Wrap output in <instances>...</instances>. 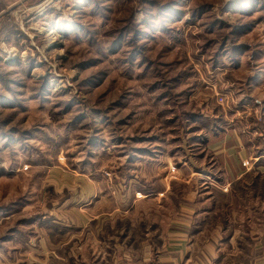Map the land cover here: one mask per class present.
Masks as SVG:
<instances>
[{"label": "rangeland", "instance_id": "1", "mask_svg": "<svg viewBox=\"0 0 264 264\" xmlns=\"http://www.w3.org/2000/svg\"><path fill=\"white\" fill-rule=\"evenodd\" d=\"M76 1L30 18L38 2L0 0V263L43 210L74 200L60 182L76 173L105 201L140 185L171 182L164 200L194 189L212 216L238 215L243 244L264 224V0Z\"/></svg>", "mask_w": 264, "mask_h": 264}, {"label": "crops", "instance_id": "2", "mask_svg": "<svg viewBox=\"0 0 264 264\" xmlns=\"http://www.w3.org/2000/svg\"><path fill=\"white\" fill-rule=\"evenodd\" d=\"M229 141L218 145L235 146ZM230 152L219 153L227 161ZM60 184L75 185L74 200L58 207L61 214L43 210L33 223L37 234L28 236L23 249L4 248L7 259L0 264H264V219L239 244L238 215L212 216L211 204L196 201L194 189L185 192V201L164 200L179 191L171 182L140 185L137 198L105 201L99 183L85 174Z\"/></svg>", "mask_w": 264, "mask_h": 264}, {"label": "trees", "instance_id": "3", "mask_svg": "<svg viewBox=\"0 0 264 264\" xmlns=\"http://www.w3.org/2000/svg\"><path fill=\"white\" fill-rule=\"evenodd\" d=\"M83 27L84 26H82L81 28L85 29ZM131 28H133L135 33H136V31H138V29L135 28L134 26H132ZM123 33H124L123 30L118 33L117 37H119V38L114 40L116 44H119ZM241 103L243 104V101ZM221 113H223V112H221ZM187 115H189V118H191L192 121L197 123L198 127L197 126L194 127L196 129H199V126L201 124H204V123L208 122L207 120H205L206 118H204V116H202V113H200V112L193 111L191 113H188ZM208 117H210V116H208ZM209 120H210L209 122H211L212 130H214L215 133H218L219 130L222 129V127L219 124L223 123V121H224L223 118H220L219 115H218V116H215V117L214 116L210 117ZM224 124H226V123H224ZM226 125H225V127H226ZM195 137L198 138L199 142H201V143H205L206 142V138H204V136L202 134H200V133L197 134V135L194 134L192 138H195ZM256 153H258L259 155H264V148H262V149L257 148V152Z\"/></svg>", "mask_w": 264, "mask_h": 264}, {"label": "built area", "instance_id": "4", "mask_svg": "<svg viewBox=\"0 0 264 264\" xmlns=\"http://www.w3.org/2000/svg\"><path fill=\"white\" fill-rule=\"evenodd\" d=\"M54 3V0H41L35 5L29 7L27 14H31L30 18H33L36 15L44 14V12L50 9V4ZM4 12L3 9H0V15ZM69 23L66 24L68 26ZM51 43V42H50ZM224 96L219 95L218 101L223 102Z\"/></svg>", "mask_w": 264, "mask_h": 264}, {"label": "bare ground", "instance_id": "5", "mask_svg": "<svg viewBox=\"0 0 264 264\" xmlns=\"http://www.w3.org/2000/svg\"><path fill=\"white\" fill-rule=\"evenodd\" d=\"M77 3H80V4H81V3H82V0H78ZM52 23H53V22H52ZM67 23H68V22H67ZM56 25H59V26H60V21H57V22H56ZM61 26H62V24H61ZM63 26H64V25H63ZM63 26H62V27H63ZM51 29H52V28H51ZM68 29H69V28H68ZM50 41H51V40H50Z\"/></svg>", "mask_w": 264, "mask_h": 264}, {"label": "water", "instance_id": "6", "mask_svg": "<svg viewBox=\"0 0 264 264\" xmlns=\"http://www.w3.org/2000/svg\"><path fill=\"white\" fill-rule=\"evenodd\" d=\"M54 45V44H53Z\"/></svg>", "mask_w": 264, "mask_h": 264}]
</instances>
